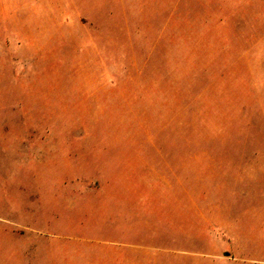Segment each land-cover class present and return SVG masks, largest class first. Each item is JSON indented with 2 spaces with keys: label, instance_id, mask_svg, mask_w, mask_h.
<instances>
[{
  "label": "rangeland",
  "instance_id": "obj_1",
  "mask_svg": "<svg viewBox=\"0 0 264 264\" xmlns=\"http://www.w3.org/2000/svg\"><path fill=\"white\" fill-rule=\"evenodd\" d=\"M0 264H264V0H0Z\"/></svg>",
  "mask_w": 264,
  "mask_h": 264
}]
</instances>
